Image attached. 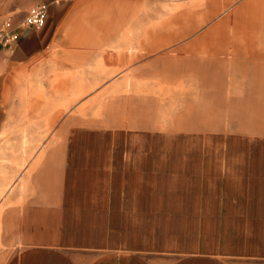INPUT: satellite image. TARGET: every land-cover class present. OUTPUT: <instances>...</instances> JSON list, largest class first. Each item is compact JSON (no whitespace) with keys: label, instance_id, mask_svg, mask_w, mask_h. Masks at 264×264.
<instances>
[{"label":"crops","instance_id":"crops-1","mask_svg":"<svg viewBox=\"0 0 264 264\" xmlns=\"http://www.w3.org/2000/svg\"><path fill=\"white\" fill-rule=\"evenodd\" d=\"M77 1L0 0V32L18 36L13 49L0 46V135L10 127L3 73L47 50ZM164 4L171 9L183 3ZM246 4L236 14H243ZM38 6L45 7L43 26H26ZM219 27L173 50L214 59L264 57L246 35L230 53L222 51L216 41L231 36L216 34ZM185 32L148 34L149 52ZM59 126L57 135H64L65 126ZM67 129L72 143L46 150L55 154V170L44 161L46 169L19 184L22 191L34 186L33 198L26 202L23 192L17 204L20 194L11 190L19 179L0 180L8 188L0 199V206L6 205L0 210V264H264V141L199 130L183 144L174 139L160 144L153 134L158 139L145 144L143 133L94 119ZM17 148L10 146L9 154Z\"/></svg>","mask_w":264,"mask_h":264},{"label":"rangeland","instance_id":"rangeland-1","mask_svg":"<svg viewBox=\"0 0 264 264\" xmlns=\"http://www.w3.org/2000/svg\"><path fill=\"white\" fill-rule=\"evenodd\" d=\"M164 3L192 7L169 15ZM243 4V14H236ZM219 24L216 34L231 36L216 41L222 51L230 53L243 35L264 51V0L77 1L47 50L3 73L5 123L10 127L0 135V180L19 179L11 190L20 194L17 204L23 192L26 202L35 194L31 185L19 190L20 182L39 169L55 170V154L46 150L71 144L67 126L82 119L143 133L145 144L158 139L150 134L158 135L160 144L173 139L183 144L199 130L263 142L264 57L214 59L173 50ZM185 29L180 39L149 52L148 34ZM193 59L214 62L194 64ZM58 126H65L64 135H57ZM10 146L20 151L9 154ZM6 188L1 186L0 199Z\"/></svg>","mask_w":264,"mask_h":264},{"label":"built area","instance_id":"built-area-1","mask_svg":"<svg viewBox=\"0 0 264 264\" xmlns=\"http://www.w3.org/2000/svg\"><path fill=\"white\" fill-rule=\"evenodd\" d=\"M46 16L45 7L38 6L31 10L26 18L25 25L28 27L41 28ZM18 36L12 32H0V46L13 49L17 43Z\"/></svg>","mask_w":264,"mask_h":264},{"label":"bare ground","instance_id":"bare-ground-1","mask_svg":"<svg viewBox=\"0 0 264 264\" xmlns=\"http://www.w3.org/2000/svg\"><path fill=\"white\" fill-rule=\"evenodd\" d=\"M185 7V5H179V6H176V7H173L171 9H169V11L171 12V14L174 12V11H181L183 10ZM8 190V188H6ZM7 194V191L5 192ZM5 194V196H6ZM3 197H4V193H3Z\"/></svg>","mask_w":264,"mask_h":264}]
</instances>
